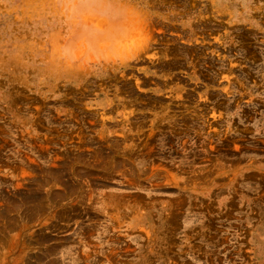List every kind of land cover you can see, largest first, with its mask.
Returning a JSON list of instances; mask_svg holds the SVG:
<instances>
[{
    "label": "rangeland",
    "instance_id": "1",
    "mask_svg": "<svg viewBox=\"0 0 264 264\" xmlns=\"http://www.w3.org/2000/svg\"><path fill=\"white\" fill-rule=\"evenodd\" d=\"M0 264H264V0H0Z\"/></svg>",
    "mask_w": 264,
    "mask_h": 264
}]
</instances>
